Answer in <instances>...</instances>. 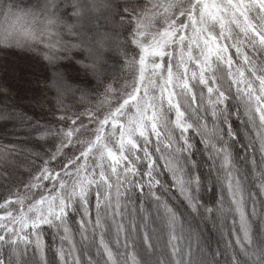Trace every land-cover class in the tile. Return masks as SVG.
<instances>
[{"label":"snow or ice","instance_id":"1","mask_svg":"<svg viewBox=\"0 0 264 264\" xmlns=\"http://www.w3.org/2000/svg\"><path fill=\"white\" fill-rule=\"evenodd\" d=\"M0 16L51 65L87 52L90 62H78L99 74L105 52L138 49L131 89L105 87L115 105L70 114L58 93L57 120L69 123L34 131L59 145L43 155L0 151V179L22 155L41 161L23 192L0 198V264H52L53 248L59 264H264V0H0ZM188 63L199 71L189 75ZM233 115L250 137L242 152L258 144L259 160L234 157ZM194 137L220 185L213 206L201 195L210 189ZM208 220L227 231L222 248L204 239Z\"/></svg>","mask_w":264,"mask_h":264},{"label":"trees","instance_id":"2","mask_svg":"<svg viewBox=\"0 0 264 264\" xmlns=\"http://www.w3.org/2000/svg\"><path fill=\"white\" fill-rule=\"evenodd\" d=\"M23 2L26 4L28 0H23ZM5 37H8L13 43L0 44V91L4 93L0 95V151L14 146L17 150L24 149L32 154L41 153L43 155L59 145V139L48 137L47 140H42L39 139V133L34 131L37 124L42 128L47 126L55 129L69 123L57 120V116L60 114L56 105L58 93L63 95L64 104L70 110V114L93 110L105 111L110 105L117 103L115 95H105V87L108 84H112L115 89L122 92L125 87L130 90L131 85L137 81L138 68L134 63H130L138 52L134 45H129L127 56L116 51L105 52L104 62L99 66V74H93L78 62H90L87 52L73 51L70 58H63L54 65L48 64L42 59L38 49L32 51L25 46L32 41L21 31V25L14 18L0 16V41H4ZM15 41L20 43L16 44ZM176 58L179 59L178 50ZM185 59H187L186 56ZM165 60H167V57H165ZM19 61L25 63L28 61V65L33 67L35 71L37 69L41 70L36 77H34V74L29 73L28 77L32 78L31 80L37 84V90L29 92V94L27 91H19L11 85L14 80L18 81L17 78L12 77L11 72L13 71L17 77L19 73L18 70L15 71V68L23 67L18 63ZM25 63L23 64L25 65ZM187 67L189 68V75L192 71H199L194 63H188ZM7 75H11L10 78ZM232 103L235 105L236 101H232ZM241 111L243 110L241 109ZM135 113L136 109L131 108L128 110L127 116H134ZM243 119V116L233 115L230 120L233 130L238 133V143L232 149L233 155L234 157L249 155L250 158L254 156L259 160L258 144L256 145L257 151L254 153L251 152V149L247 153L242 152L240 147L241 144L247 145L250 138L246 134L247 129L242 123ZM85 123H87L86 118ZM198 140V137L193 139L196 148L199 150L195 159L201 165L199 172L205 181L206 189H210L202 190L201 195L209 206H213L214 201L220 195V185L215 183L213 176L208 174L207 153L203 152L204 146ZM74 151L75 149L71 147L65 148V156L58 158L49 166L58 169L61 159L71 156ZM33 163L40 165L41 161L36 159L34 155H22L19 159L13 161V166L8 169L10 175L0 179V198L8 196L9 189L13 192L18 189L21 192L24 191V185L30 180L31 165ZM169 176L170 174L164 175L161 179L169 184L171 183ZM169 195L173 197L170 203L182 210L178 193L173 189ZM43 228L45 229V241L50 245L53 230L48 229L46 225ZM200 228L204 239L211 244L213 249H216L218 242L220 247H223L224 240L227 238L226 230L222 236L211 220H208L206 225L202 222ZM158 242L163 243L162 240ZM47 258L52 264H59L54 256V248L53 251L47 252Z\"/></svg>","mask_w":264,"mask_h":264},{"label":"rangeland","instance_id":"3","mask_svg":"<svg viewBox=\"0 0 264 264\" xmlns=\"http://www.w3.org/2000/svg\"><path fill=\"white\" fill-rule=\"evenodd\" d=\"M13 61L15 62V60H13ZM18 63H20L21 66L23 65V67H21V68H17L16 67L15 68V71L18 70L17 72L19 73V74H17V77L15 76V74L13 73V71L12 72L10 71L12 77L18 79V81L17 80H14V82H12L11 85L15 89H18L19 91L20 90L27 91L28 94H29V92H33L34 90H37L36 89L37 84L35 82H33L31 80L32 78L30 79L28 77V75H29V73H32V74H34V77H36V76H38L40 74L39 71H41V70L40 69H37V71H35V69H33V67H31L30 65H28V63H29L28 61H27V63L21 62V61H19ZM18 63H16V64H18ZM23 63H25V65ZM13 68H11V69L13 70ZM1 70H3V69H1ZM3 73H4V71H3ZM5 74H6V70H5ZM11 75H7V76H9V78H10Z\"/></svg>","mask_w":264,"mask_h":264}]
</instances>
